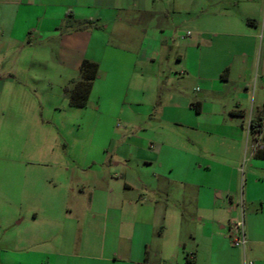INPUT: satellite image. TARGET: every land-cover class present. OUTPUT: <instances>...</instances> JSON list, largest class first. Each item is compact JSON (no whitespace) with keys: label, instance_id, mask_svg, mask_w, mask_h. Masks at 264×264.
Instances as JSON below:
<instances>
[{"label":"crops","instance_id":"obj_1","mask_svg":"<svg viewBox=\"0 0 264 264\" xmlns=\"http://www.w3.org/2000/svg\"><path fill=\"white\" fill-rule=\"evenodd\" d=\"M86 21L98 26L77 30ZM85 59L127 83L144 119L156 109L189 130L180 163L162 161L155 133V152L126 156L145 162L143 180L108 168L79 185L75 214L7 221L0 264H264V134L248 132L264 125V0H0L1 95L45 71L64 90ZM241 205L245 250L230 239Z\"/></svg>","mask_w":264,"mask_h":264},{"label":"rangeland","instance_id":"obj_2","mask_svg":"<svg viewBox=\"0 0 264 264\" xmlns=\"http://www.w3.org/2000/svg\"><path fill=\"white\" fill-rule=\"evenodd\" d=\"M97 46L92 43L86 54L95 57ZM102 70L85 108L71 107L58 80L46 71L36 72L34 81L24 78L20 94H0V249L7 221L33 211L42 219L49 205L58 217H69L72 209L75 214L74 206L82 200L79 185L108 168L128 180H143L145 162L136 156L161 146L155 133L165 136L162 161L175 169L180 163L179 142L189 130L157 120L156 109L144 119L127 83L116 86L109 72ZM11 79L1 78L0 88L10 87ZM147 142H152L151 149ZM130 154L136 156L127 159ZM94 168L101 172H93ZM144 184L150 183L145 179Z\"/></svg>","mask_w":264,"mask_h":264},{"label":"trees","instance_id":"obj_3","mask_svg":"<svg viewBox=\"0 0 264 264\" xmlns=\"http://www.w3.org/2000/svg\"><path fill=\"white\" fill-rule=\"evenodd\" d=\"M94 21H86L77 26V30H85L93 27H97ZM99 72V65L96 62L90 60H84L80 67L79 78L73 80L65 89L64 93L69 98L71 106L85 107L93 87V83L96 80ZM264 134L263 117L258 116L253 119L251 126V135L254 142L259 140V137ZM255 157L264 159V146L256 149Z\"/></svg>","mask_w":264,"mask_h":264},{"label":"built area","instance_id":"obj_4","mask_svg":"<svg viewBox=\"0 0 264 264\" xmlns=\"http://www.w3.org/2000/svg\"><path fill=\"white\" fill-rule=\"evenodd\" d=\"M191 33L189 32L188 35ZM252 122L249 124L248 132L251 133ZM244 208L241 205V214L238 218L233 219L230 222V239L235 248L245 250L248 245V240L246 236L245 229V216H244ZM245 264H254L253 262L245 263Z\"/></svg>","mask_w":264,"mask_h":264}]
</instances>
